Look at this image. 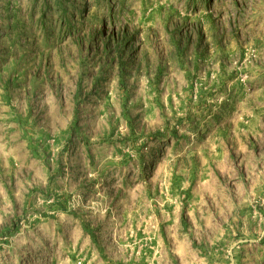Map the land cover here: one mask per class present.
I'll use <instances>...</instances> for the list:
<instances>
[{"label": "rangeland", "instance_id": "374dc122", "mask_svg": "<svg viewBox=\"0 0 264 264\" xmlns=\"http://www.w3.org/2000/svg\"><path fill=\"white\" fill-rule=\"evenodd\" d=\"M0 264H264V0H0Z\"/></svg>", "mask_w": 264, "mask_h": 264}]
</instances>
